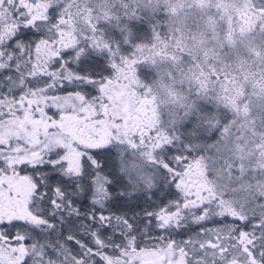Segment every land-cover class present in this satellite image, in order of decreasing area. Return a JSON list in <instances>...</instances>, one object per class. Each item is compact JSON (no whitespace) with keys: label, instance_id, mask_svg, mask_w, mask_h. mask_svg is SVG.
I'll return each mask as SVG.
<instances>
[{"label":"snow or ice","instance_id":"obj_1","mask_svg":"<svg viewBox=\"0 0 264 264\" xmlns=\"http://www.w3.org/2000/svg\"><path fill=\"white\" fill-rule=\"evenodd\" d=\"M0 264H264V0H0Z\"/></svg>","mask_w":264,"mask_h":264}]
</instances>
